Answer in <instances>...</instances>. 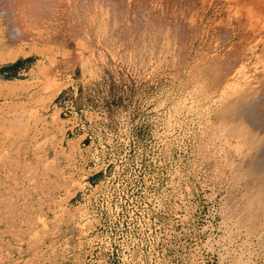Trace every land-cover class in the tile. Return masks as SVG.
I'll return each mask as SVG.
<instances>
[{"label":"rangeland","instance_id":"rangeland-1","mask_svg":"<svg viewBox=\"0 0 264 264\" xmlns=\"http://www.w3.org/2000/svg\"><path fill=\"white\" fill-rule=\"evenodd\" d=\"M0 264H264V0H0Z\"/></svg>","mask_w":264,"mask_h":264},{"label":"crops","instance_id":"crops-1","mask_svg":"<svg viewBox=\"0 0 264 264\" xmlns=\"http://www.w3.org/2000/svg\"><path fill=\"white\" fill-rule=\"evenodd\" d=\"M11 67V66H10Z\"/></svg>","mask_w":264,"mask_h":264}]
</instances>
